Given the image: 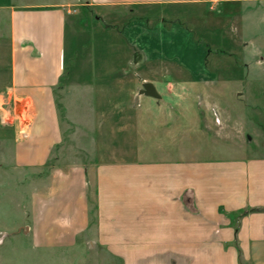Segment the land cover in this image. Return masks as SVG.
<instances>
[{
  "label": "crops",
  "instance_id": "obj_1",
  "mask_svg": "<svg viewBox=\"0 0 264 264\" xmlns=\"http://www.w3.org/2000/svg\"><path fill=\"white\" fill-rule=\"evenodd\" d=\"M71 1L0 0V95L10 94L21 105L28 104L31 119L27 142L19 139L17 122H0V182H6L5 191L14 196L18 193L21 198L24 170L40 174L62 142L59 92L67 123L79 127L70 132L71 139L80 143L79 150L89 161L54 167L41 180L48 183L46 189L40 188L35 195L52 194L56 183L64 186L73 175L82 182L84 211L72 221L69 235L60 236V241L69 236L74 239L65 247L93 238L95 245L108 252L126 255V264H264V161L225 159L206 166L193 158L199 157L198 151L193 150L195 153L189 156L178 148V138L197 142L201 137L207 138L213 128L224 137L229 135L230 127L216 131L213 121H209V131L202 133L198 129V111L192 104H151L144 99L158 98V94H213L225 90L209 86L201 91L194 85V76L188 73L169 82L158 79L163 82L162 89L138 70L117 76L116 82H102L97 88L74 75H70L72 80L66 79L61 57L66 53ZM98 1L101 2L94 5L95 10L102 9L107 14V10L122 12L136 5L142 6V15H163L167 11L163 8L169 3L192 4L207 15V34L212 41L215 39L213 44L224 38L225 45L250 46L257 54H264V43L260 44L264 42V0H207L206 4L213 5L211 8L203 0ZM180 18L191 22L185 37H191L195 30L202 32L205 27L197 18ZM228 28L238 36H226ZM116 35L119 37L118 32ZM188 58L185 61H194L195 56ZM126 61L130 65L134 60L131 56ZM101 76L108 78L106 74L98 78ZM148 82L154 86L155 96L143 95ZM86 90L98 95L99 100V110L90 118L95 119L96 128L90 133L86 120L72 116L73 105L80 102V94ZM259 93H264L263 89ZM120 95L138 103H120ZM3 100L0 97L5 104ZM151 105L161 112L154 116ZM223 106L221 102L220 121L225 123L227 118H233ZM254 106L256 110L264 108L262 103ZM183 110L191 112L194 128H184ZM263 131L257 129L259 133ZM24 145L30 146L31 155L26 165ZM155 156L161 159L152 160ZM11 205L14 209L15 205ZM7 221L0 213V234L22 226L21 221Z\"/></svg>",
  "mask_w": 264,
  "mask_h": 264
},
{
  "label": "rangeland",
  "instance_id": "obj_2",
  "mask_svg": "<svg viewBox=\"0 0 264 264\" xmlns=\"http://www.w3.org/2000/svg\"><path fill=\"white\" fill-rule=\"evenodd\" d=\"M203 1L206 4L207 0ZM71 2L66 53L63 52L61 57L66 79L72 80L71 76L74 75L75 79L80 78L89 87L97 88L102 82L107 85L113 80L116 82L117 76L121 77L138 70L146 75L144 77L149 75L155 86L162 89L163 82L179 79L183 74H191L194 76V85L201 91L204 87L214 86L218 90L224 89L225 93L158 94V98L144 99H149L151 104L169 101L188 102L198 111L200 117L198 129L203 130L202 133L209 131V121H213L216 131L226 129V125L231 131L228 136L223 137L213 128V132L207 138L201 137L197 142L180 137L178 148L189 156L195 153L193 150L198 151L199 157L193 158L201 160L206 166L212 161L222 162L225 159L264 161V131L263 134L257 132V129L264 130V108L261 109V106L256 110L254 106L255 103L264 104V93H259L262 89L264 91V54H257L254 47L250 46L239 48L225 45L224 38L213 44L215 39L212 41L207 34L209 32L206 26L207 15H204L203 9L198 10L197 6L192 4L169 3L171 5L164 6L163 10L167 11H164L163 15L159 13L142 15V6L135 5L134 9L127 8L122 12L107 10L110 11L107 14L101 12L102 9H97L98 12L95 10L94 5L101 2L98 0ZM206 5L208 8L213 6L211 3ZM219 5H215L216 8H219ZM180 11H184L185 15H180ZM219 12L217 10L216 13ZM184 16L187 20L199 19V24L205 26L204 31L195 30L192 31L195 33L191 32V37H185L184 34L191 30L189 28L191 22L186 23V20L180 18ZM164 18L167 21H163ZM229 33L238 36L237 32L234 33L230 28L225 30L226 36ZM48 41L50 43L51 38L47 39V43ZM258 45L257 47L260 48L261 45ZM5 55L6 57L9 55L8 45ZM190 55L195 56L194 61H185ZM131 56L134 61L127 65L126 59ZM101 74L108 75V78L102 79V76L98 78ZM158 79L163 82L157 81ZM88 91L80 94V102L73 105L72 116L86 120V123H89L87 129L90 133L96 128L93 126L95 119L90 120V118L99 110V100H97L98 95ZM237 91L242 94H238ZM57 93L64 137L51 161L40 174H33L29 169L24 170L21 198L18 193L14 196L9 191H5L8 188L6 182H0V192L5 191L1 194L5 195L0 201V213L8 218L7 222H22L21 228L16 231L0 234L2 241L0 264H126V255L108 252L100 245H95L93 238L78 240L72 247H65L74 243V239L70 236L60 241V236H67L66 233L69 235L72 221L79 218L84 211L83 185L78 177L73 175L64 186L56 183L52 194L35 195L40 188L46 189L48 183L41 180L46 179L54 167H68L77 162L89 161L79 150L80 143L71 139L70 132L73 133L79 127L67 123L61 94ZM140 96L136 95L138 98ZM0 97L6 102L5 104L0 102V122L4 125L17 122L19 139L27 142L30 134V107L28 104L21 105L20 101L16 102L13 95L1 94ZM119 97L120 103L125 101L138 103V100L128 101L127 95ZM221 102L233 118H227L225 123L217 122L215 116L217 113L219 120L222 116L219 111ZM245 105L247 109L243 108ZM151 111L154 116L161 112L153 105ZM190 113L183 110V124L186 129L194 128ZM23 153V164L26 165L31 160L29 145H24ZM254 156L260 157L253 159ZM160 159L157 156L152 157V160ZM11 204L15 205L14 209L11 208ZM32 227L34 233H31ZM48 234H51V237H48Z\"/></svg>",
  "mask_w": 264,
  "mask_h": 264
},
{
  "label": "water",
  "instance_id": "obj_3",
  "mask_svg": "<svg viewBox=\"0 0 264 264\" xmlns=\"http://www.w3.org/2000/svg\"><path fill=\"white\" fill-rule=\"evenodd\" d=\"M152 89H154V87L151 84H149V83L145 84L144 85V94L155 96Z\"/></svg>",
  "mask_w": 264,
  "mask_h": 264
},
{
  "label": "built area",
  "instance_id": "obj_4",
  "mask_svg": "<svg viewBox=\"0 0 264 264\" xmlns=\"http://www.w3.org/2000/svg\"><path fill=\"white\" fill-rule=\"evenodd\" d=\"M215 116L217 117L216 119H217V122H220V120H219V118H218V114L217 113H215ZM1 241V240H0ZM0 243H2V241L0 242Z\"/></svg>",
  "mask_w": 264,
  "mask_h": 264
}]
</instances>
